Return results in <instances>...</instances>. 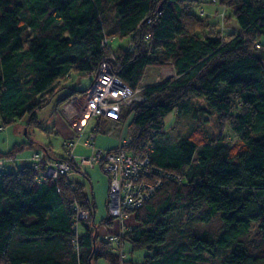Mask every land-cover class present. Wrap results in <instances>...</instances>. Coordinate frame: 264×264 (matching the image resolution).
Here are the masks:
<instances>
[{
  "label": "trees",
  "instance_id": "1",
  "mask_svg": "<svg viewBox=\"0 0 264 264\" xmlns=\"http://www.w3.org/2000/svg\"><path fill=\"white\" fill-rule=\"evenodd\" d=\"M205 2L223 5L222 22L230 9L238 29L224 34L200 14L202 7L199 14L193 11ZM111 38H129L130 47L118 45L113 51ZM103 62H112L130 88L139 87L142 100L126 105L118 119H98L97 131L119 127L132 113V142L126 149L148 154L152 164L180 180L165 177L142 206L127 212L134 214L137 225L110 241L98 228L111 225L113 217L94 222L84 183L71 177L45 178L30 158L15 170L6 169V161L27 145L31 148L33 141L0 150V264H98L100 259L107 264H260L264 0H0L4 125L25 117L27 125H39L37 110L57 94L62 80L74 72L94 78ZM149 66H173L175 74L140 87ZM76 92L61 97L56 106ZM174 110L177 118L215 115L219 130L194 127L190 136L172 144L164 138V126ZM224 127L236 139L226 140ZM42 150L53 158L47 147ZM74 204L89 211L77 224ZM177 210L195 214L203 223L218 219L222 230L215 235L176 230L167 218ZM125 242L132 250H147L142 261L121 256L118 249L123 251Z\"/></svg>",
  "mask_w": 264,
  "mask_h": 264
},
{
  "label": "rangeland",
  "instance_id": "2",
  "mask_svg": "<svg viewBox=\"0 0 264 264\" xmlns=\"http://www.w3.org/2000/svg\"><path fill=\"white\" fill-rule=\"evenodd\" d=\"M203 8L200 14H203V17L208 19L209 24L213 25L219 31H224V34L229 33L230 31L238 29V24L236 19L234 18L232 11L226 8V16L222 18L219 16L220 11L223 10V5L219 3L213 2H205L200 5H194L193 11L199 14V9ZM109 17L113 19V14L110 13ZM129 38H111L109 39V46L114 51L118 45L122 47H130L129 46ZM167 67V66H163ZM170 67V66H168ZM155 67L149 66L146 68L143 79L140 83V87L145 84H150L160 80L164 73L169 72L170 68ZM93 79L92 74L84 75L82 73L74 72L68 79L64 81V85L57 92V94L50 100V102L37 110L36 116L40 122L39 125H27V117L16 121L10 125H4L0 120V127H4L3 130H0V150L2 152H7L11 147L15 144H20L22 142H26L28 140L33 141L34 145L30 148L28 145L20 151L15 158L12 160H7L6 169L15 170L24 163H26L25 159L29 156L31 157L32 153L38 150H42L44 147L49 149V152L52 154L53 158L55 155H63V135L59 132L55 127V122L57 121L59 112V106H56L57 101L70 93L73 89L77 91H82L87 89ZM76 104V109L79 111L81 107V98L78 97ZM61 116V115H60ZM177 112L174 110L169 113L165 117V130H167V134L164 137L169 140L172 144L177 142L179 139L184 136H190L194 127L199 130H203L204 132H216L219 130V124L217 118L214 116L206 115V114H198L196 120L192 113L188 115L179 116ZM189 117V118H188ZM133 118V114H127L125 121L119 127H112L109 131H98L96 138L93 140V145L96 148L100 149H112L118 146L121 139L126 138L128 136V125ZM73 119L70 121V125ZM97 121L93 120L91 122L92 125L96 124ZM92 125H89L85 130V135L81 140L76 139V143L80 144L75 149V153L80 154H89L91 153L90 148H84L81 144L84 141H87L89 137V133L91 131ZM104 128V127H103ZM107 130V129H106ZM223 135L226 140L232 141L236 139L234 133L228 128L224 127ZM29 157V158H30ZM17 162V167L14 166V163ZM83 175H70L71 179L78 180L85 184L86 190L88 192V196L91 200V203L94 205V215L93 219L96 224H100L103 219L109 216L108 211V191H109V177L103 171L100 166H96L94 168L84 169ZM167 220L173 225V227L178 230L182 228H193L198 230L199 232H204L208 230L211 234L215 235L222 230V224L218 219H214L209 223L201 222L197 215L195 214H184L183 211L177 210L173 212ZM121 220L118 218H113V223L111 225L100 224L99 228H111L112 232H116L119 228V222ZM256 224H253L252 229H255ZM83 231V228H80V232ZM109 233V232H108ZM105 234V236L109 234ZM257 237V236H256ZM253 244H257L256 239H254ZM113 247L118 249L116 243H113ZM258 248H263L262 244H258ZM121 249H118L120 251ZM122 250L126 253L124 254V259H131L133 261H142L144 256L147 254V250L136 249L132 250L131 245L128 242L124 243L122 246ZM98 264H107L104 259H100ZM260 264H264V260L260 262Z\"/></svg>",
  "mask_w": 264,
  "mask_h": 264
},
{
  "label": "built area",
  "instance_id": "3",
  "mask_svg": "<svg viewBox=\"0 0 264 264\" xmlns=\"http://www.w3.org/2000/svg\"><path fill=\"white\" fill-rule=\"evenodd\" d=\"M203 12L200 10V13ZM107 44V40H104ZM258 47V45H256ZM81 107L78 116L71 122L74 136L63 142V157L49 158L43 150L32 153L30 160L40 169L41 175L53 181L60 177L82 173L84 169L100 166L109 177L108 211L113 218L123 219L127 212H134L142 206L160 187L165 177L179 181L180 176L168 170L158 168L151 163L148 154H132L126 147L131 144V136L120 140L112 149H100L93 145L97 136L96 124L93 120L118 119L126 105L142 100L140 88H130L118 76L112 62H103L86 92L80 96ZM92 125L87 141L83 144L91 149L89 154H76V139L83 135L86 128ZM4 161L0 160V169ZM74 220L76 224L89 217V211L74 204ZM77 226V225H76ZM110 241H118V235L112 234ZM123 257V251L120 250Z\"/></svg>",
  "mask_w": 264,
  "mask_h": 264
},
{
  "label": "crops",
  "instance_id": "4",
  "mask_svg": "<svg viewBox=\"0 0 264 264\" xmlns=\"http://www.w3.org/2000/svg\"><path fill=\"white\" fill-rule=\"evenodd\" d=\"M164 68H170L169 69V72H167L166 74L164 73L163 76L160 80L166 78V77H169V76H172L175 74V70L173 68V66H170V67H162V69ZM162 69H161V73H162ZM72 75V74H71ZM68 77H66L64 80H62L60 82V87H62L64 85V81L66 79H68ZM158 80V81H160ZM157 82V81H156ZM82 94L77 91L74 95H72L67 101L61 103L59 105V112L61 113L60 115L58 114L57 116V121L55 122V127L56 129L62 133L63 135V142L65 139H68V138H72L74 136V131L72 129V126L70 125V121L73 119H76L77 116H78V110L76 109V104H74L76 101H77V98L80 97ZM85 135V132L83 133L82 137ZM79 140H81V137L79 138ZM85 142V141H84ZM84 142H82L81 144L83 145L84 148H89V147H85L84 146ZM80 144V142H79ZM78 144V145H79ZM77 145V146H78ZM77 148V147H76ZM50 153V152H49ZM65 154L63 155H55L54 158L56 157H63ZM30 157V156H29ZM29 157L27 159H25L26 163L24 164H28L30 163V160H29ZM13 161V160H12ZM7 163V161H6ZM23 164V165H24ZM14 166L17 167V162L14 163ZM81 175V174H77V173H73L71 175ZM78 181V180H77ZM110 215V213H109ZM119 229L116 231V232H112L111 231V228H98V233L103 236L104 238L108 239L110 237V235L112 234H118V233H121L127 229H130L132 228L133 226L137 225L135 219H134V214H130V215H126L123 219H121V221L119 222ZM109 232V233H108ZM109 234L107 236H105V234ZM123 244V243H122ZM124 246V245H123Z\"/></svg>",
  "mask_w": 264,
  "mask_h": 264
}]
</instances>
